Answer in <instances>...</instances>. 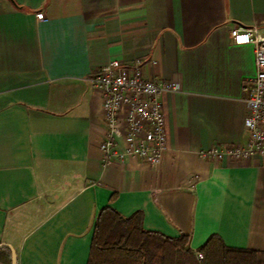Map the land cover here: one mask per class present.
Here are the masks:
<instances>
[{"label": "crops", "instance_id": "crops-1", "mask_svg": "<svg viewBox=\"0 0 264 264\" xmlns=\"http://www.w3.org/2000/svg\"><path fill=\"white\" fill-rule=\"evenodd\" d=\"M235 26L264 33V0H0V244L16 264H87L105 205L141 210L145 229L189 234L193 249L215 232L264 250V158L200 154L248 141L254 48L232 41ZM113 59L178 83L161 94L158 164L104 160L102 95L88 78Z\"/></svg>", "mask_w": 264, "mask_h": 264}, {"label": "built area", "instance_id": "built-area-1", "mask_svg": "<svg viewBox=\"0 0 264 264\" xmlns=\"http://www.w3.org/2000/svg\"><path fill=\"white\" fill-rule=\"evenodd\" d=\"M36 17L47 19L42 11H37ZM229 35L234 43H249L254 48L255 72L243 85L246 92L244 127L248 141L244 145L214 144L200 154L217 160L264 158V33L255 26H235ZM88 81L102 95L105 133L99 147L104 160L132 156L158 164L166 148L161 94L176 91L178 83L173 79L156 81L146 77L139 59L130 65L110 60L99 66ZM119 139L124 142L122 151L116 149Z\"/></svg>", "mask_w": 264, "mask_h": 264}, {"label": "trees", "instance_id": "trees-1", "mask_svg": "<svg viewBox=\"0 0 264 264\" xmlns=\"http://www.w3.org/2000/svg\"><path fill=\"white\" fill-rule=\"evenodd\" d=\"M189 240V234L145 229L141 210L125 216L105 205L93 224L87 264H264V250L229 246L215 232L195 249Z\"/></svg>", "mask_w": 264, "mask_h": 264}, {"label": "water", "instance_id": "water-1", "mask_svg": "<svg viewBox=\"0 0 264 264\" xmlns=\"http://www.w3.org/2000/svg\"><path fill=\"white\" fill-rule=\"evenodd\" d=\"M2 247H7V248H9L10 250H11V264H16V255H15V252H14V249L12 248V246L11 245H9V244H0V248H2Z\"/></svg>", "mask_w": 264, "mask_h": 264}]
</instances>
